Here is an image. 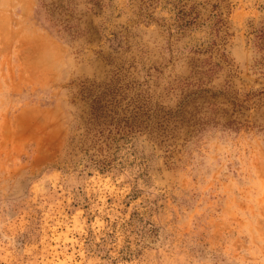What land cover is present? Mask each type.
Instances as JSON below:
<instances>
[{"label": "rangeland", "instance_id": "374dc122", "mask_svg": "<svg viewBox=\"0 0 264 264\" xmlns=\"http://www.w3.org/2000/svg\"><path fill=\"white\" fill-rule=\"evenodd\" d=\"M0 264H264V0H0Z\"/></svg>", "mask_w": 264, "mask_h": 264}]
</instances>
